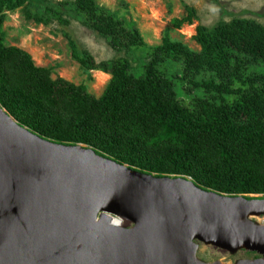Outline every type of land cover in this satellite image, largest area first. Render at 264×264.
<instances>
[{
	"label": "trees",
	"instance_id": "16d2710c",
	"mask_svg": "<svg viewBox=\"0 0 264 264\" xmlns=\"http://www.w3.org/2000/svg\"><path fill=\"white\" fill-rule=\"evenodd\" d=\"M27 1L0 0V107L20 126L58 144L84 145L141 173L189 178L202 190L230 196L264 195V24L234 18L198 26L196 51L170 36L195 18L187 10L160 44L149 46L134 25L95 0H75L66 5L73 9L62 11L79 17L115 51L146 49L148 55L136 73L124 57L95 64L70 40L85 71L111 77L96 97L84 85L52 78L53 68L36 66L26 51L6 42V13L21 6L36 25L53 19L67 24L59 7Z\"/></svg>",
	"mask_w": 264,
	"mask_h": 264
},
{
	"label": "water",
	"instance_id": "95a60500",
	"mask_svg": "<svg viewBox=\"0 0 264 264\" xmlns=\"http://www.w3.org/2000/svg\"><path fill=\"white\" fill-rule=\"evenodd\" d=\"M262 213L264 200L44 139L0 107V264H221L199 261L196 241L264 264V225L247 220Z\"/></svg>",
	"mask_w": 264,
	"mask_h": 264
},
{
	"label": "rangeland",
	"instance_id": "374dc122",
	"mask_svg": "<svg viewBox=\"0 0 264 264\" xmlns=\"http://www.w3.org/2000/svg\"><path fill=\"white\" fill-rule=\"evenodd\" d=\"M30 1L39 5L59 7L67 24L63 25L53 19L47 25H36L32 20L25 18L24 7L21 6L16 11L6 13L7 19L3 25L6 42L26 51L36 66L53 68L54 79L61 77L75 85H84L87 91L96 97L102 94L110 81L111 77L107 73L84 70L72 56L70 40L80 52L90 55L95 64L124 57L130 61L133 69H137L133 71L139 73V68L148 58L146 49L132 50L129 53L115 51L104 37L85 25L79 17L62 11L73 9V6L66 5L73 4L75 0H28L24 5L27 6ZM95 3L112 16L122 19L125 25H134L149 46L160 44L163 35L173 28L172 21L186 17L187 10H193L195 18L191 24L185 23L171 31L170 36L183 41L196 51L200 46L193 37L198 26L212 28L219 22L227 23L234 18L251 19L264 24V0H95ZM236 196L264 200V195L260 194ZM247 220L257 226L264 225V213L250 215ZM131 226L127 221L121 223V227ZM196 243V258L204 263L218 261L221 264H237L240 260H254L260 256L244 249L230 253L214 246L197 241Z\"/></svg>",
	"mask_w": 264,
	"mask_h": 264
},
{
	"label": "bare ground",
	"instance_id": "6f19581e",
	"mask_svg": "<svg viewBox=\"0 0 264 264\" xmlns=\"http://www.w3.org/2000/svg\"><path fill=\"white\" fill-rule=\"evenodd\" d=\"M120 226V221L118 219H114L113 220V225H118Z\"/></svg>",
	"mask_w": 264,
	"mask_h": 264
},
{
	"label": "flooded vegetation",
	"instance_id": "af4514ba",
	"mask_svg": "<svg viewBox=\"0 0 264 264\" xmlns=\"http://www.w3.org/2000/svg\"><path fill=\"white\" fill-rule=\"evenodd\" d=\"M257 257H258V256H257ZM254 258H256V257H254ZM259 258H261V256H259V257H258V258H256V259H259ZM240 261H243V260H240ZM238 262H239V261H238ZM238 262H237V263H238Z\"/></svg>",
	"mask_w": 264,
	"mask_h": 264
}]
</instances>
